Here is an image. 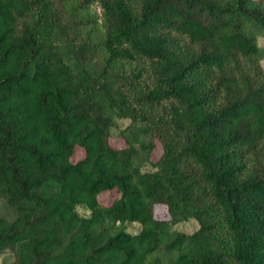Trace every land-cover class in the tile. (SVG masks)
Listing matches in <instances>:
<instances>
[{
	"label": "trees",
	"instance_id": "16d2710c",
	"mask_svg": "<svg viewBox=\"0 0 264 264\" xmlns=\"http://www.w3.org/2000/svg\"><path fill=\"white\" fill-rule=\"evenodd\" d=\"M77 5L0 0V264H264V0Z\"/></svg>",
	"mask_w": 264,
	"mask_h": 264
},
{
	"label": "rangeland",
	"instance_id": "374dc122",
	"mask_svg": "<svg viewBox=\"0 0 264 264\" xmlns=\"http://www.w3.org/2000/svg\"><path fill=\"white\" fill-rule=\"evenodd\" d=\"M66 12L71 14V13H76L77 9V3L78 0H63ZM77 17L81 20L82 22V29L78 26L80 33L82 36H86V34H89L91 37L93 36L95 40L98 42L100 39V36L102 34V29H103V11L101 7L96 4L93 5L89 10H82L81 12L77 13ZM258 44L261 47H264V35H261L258 37ZM100 56L104 54L102 50L99 51ZM262 65L264 67V60L262 61ZM126 126L125 121H119L118 126L115 130V137L112 139V143L120 148L126 147V142L125 140L120 137L122 129H124ZM162 155V145L160 142H157V148L154 150V153L152 155L153 161H157ZM84 157V153L79 150L77 152L76 159H82ZM100 201L104 204H110L113 199L114 195L110 193L102 194L99 197ZM8 214L7 210L5 209V206L3 204H0V215H5ZM155 218L158 220H163V221H170L171 216L168 212V209L165 206H156L155 207ZM128 231L135 233L139 230V227L137 224L133 225H128ZM175 230L191 234L195 232L198 229V224L195 220H189L187 222H182L174 227ZM170 256H165L166 259H168ZM12 260V259H8Z\"/></svg>",
	"mask_w": 264,
	"mask_h": 264
}]
</instances>
